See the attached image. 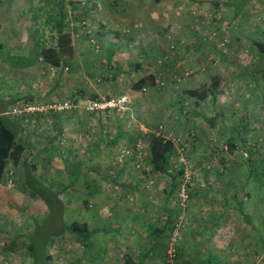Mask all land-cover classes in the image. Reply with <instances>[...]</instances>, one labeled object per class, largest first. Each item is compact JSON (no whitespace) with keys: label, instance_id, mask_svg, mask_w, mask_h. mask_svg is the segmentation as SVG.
Wrapping results in <instances>:
<instances>
[{"label":"rangeland","instance_id":"374dc122","mask_svg":"<svg viewBox=\"0 0 264 264\" xmlns=\"http://www.w3.org/2000/svg\"><path fill=\"white\" fill-rule=\"evenodd\" d=\"M214 1L198 5L184 0H0V19L8 18L9 26L3 36L17 35L15 42L21 41L32 57L37 50L31 28L36 10L22 14L25 27L17 31L10 29L12 21L5 12L54 8L57 18L63 5L75 30V62L80 66L77 72L63 73L64 91L66 84L71 90L64 98L60 94L23 101L13 109V95H20L23 85L29 91L37 73L29 69L33 61L11 57L8 43L0 50V113L22 112L27 164L41 162L36 163L37 179L31 184L24 183V166L9 165L3 178L0 264H125L128 254L144 264H198L205 258L223 264H264V57L253 46L264 40V9H255L264 8V0L248 2L244 8L251 12L226 31L210 26L213 34L202 44L212 29L200 18L215 8L210 4ZM81 7L102 8L104 23L101 16L87 15L78 24L74 17ZM140 8L147 11L145 17ZM156 8H167L166 25L158 21ZM175 8H195L190 12L195 19L180 18L182 9ZM109 9L118 11V17L109 15ZM38 14L41 24L48 13ZM230 16L227 12L217 18ZM46 36L48 46L56 42L55 30H47ZM181 36L184 45L178 46ZM186 46H196L198 52L178 65V52ZM23 67L28 70L21 71ZM53 68V76L49 69L46 72L55 79L59 69ZM223 73L217 97L195 106L186 91L208 88L212 76ZM150 74L156 84L134 91V82ZM122 96L129 101L122 109L93 115L85 110L88 99ZM66 99H75L77 106L64 117L56 116L65 112L27 111L32 105L41 108ZM55 117L59 123L69 119L72 147L64 153L57 147L63 142L52 141V152L34 153L58 131ZM243 123V142L232 152L228 142L238 138ZM118 133L123 136L117 144H107ZM150 134L175 141L177 155L170 170L174 180L153 172ZM138 144L143 146L140 153ZM238 203L252 224L245 222ZM74 222L95 232L91 247L85 248L65 229Z\"/></svg>","mask_w":264,"mask_h":264},{"label":"trees","instance_id":"16d2710c","mask_svg":"<svg viewBox=\"0 0 264 264\" xmlns=\"http://www.w3.org/2000/svg\"><path fill=\"white\" fill-rule=\"evenodd\" d=\"M159 2L160 0H155ZM188 2H194L195 4H204L205 2L202 0H186ZM250 0H222L212 2L211 4L215 8L221 7H232L234 8L233 19L229 20L225 23L227 28L233 26L234 20L237 19L241 13L242 8L249 2ZM60 12L58 17L56 18V14L51 17V21L49 22L50 26H53L52 30L56 32V42L52 46L39 44L38 45V57L42 58L47 64L55 67L66 69L69 72H77L80 69V66L76 64V51H75V43H74V34L75 30L71 27V22H67L68 16L63 13L62 8L64 6H60ZM85 7L76 8L78 10L77 16L74 17L76 21H79L81 24L83 18L86 16L84 12ZM241 8V10H240ZM80 10V11H79ZM50 20V18H49ZM82 25V24H81ZM1 28V26H0ZM253 46L257 51L261 54H264V43L259 41H254ZM5 49L3 43L0 42V50ZM24 59V58H23ZM29 60V59H28ZM34 62V61H33ZM28 65V64H27ZM220 77L213 78V88L204 86L202 89H192L187 90L186 95L191 99L195 100V106L201 105L203 102L207 101L208 98H216V88L219 86ZM156 84V77L152 74L142 76L133 84V90L137 92L146 91L148 86H152ZM7 111L0 113V189L3 184V178L6 175L8 170V165L12 164L15 169L18 167L24 166V183H32L37 179L35 175V171H37L36 164H27L24 159V154L26 151V146L22 140H20V134L22 130V120L12 113H6ZM93 115V114H92ZM215 121V120H214ZM214 121H212L214 123ZM245 123L242 124V128L238 130L237 136L232 137V140L228 142L230 150L233 152L238 149L241 142H243L241 136L243 133V128ZM123 136L118 133L114 139V142L111 143V146L116 145L118 139ZM239 137L241 139H239ZM148 146L150 151V163L152 166V170L154 173L158 175H165L168 177H173L170 172L172 166V159L177 155V146L175 141L171 139H166L161 135L150 134L148 137ZM181 172H183L181 170ZM264 174V172H263ZM237 210L242 214L243 219L246 223H251V217L246 215L242 210V203H238ZM68 233L74 235L79 241L82 242V245L85 248H89L92 245L91 238L94 235V231L89 230L87 225H82L77 222H74L71 225H67L65 228ZM49 260L50 258L47 256L46 258ZM144 261L136 262L129 254L125 255L124 263L125 264H144ZM198 264H223L217 258L209 259L205 258L200 260ZM225 264V263H224Z\"/></svg>","mask_w":264,"mask_h":264},{"label":"crops","instance_id":"0c3cea01","mask_svg":"<svg viewBox=\"0 0 264 264\" xmlns=\"http://www.w3.org/2000/svg\"><path fill=\"white\" fill-rule=\"evenodd\" d=\"M155 1V0H154ZM161 1V0H160ZM159 1V2H160ZM184 1H186V0H184ZM202 1H204L205 2V0H202ZM216 1H218V0H216ZM216 1H214V2H216ZM250 1H252V0H250ZM249 1V2H250ZM256 1H258V0H256ZM188 2V1H187ZM190 3H194V2H190ZM206 3V2H205ZM204 3V4H205ZM212 3V2H211ZM210 3V4H211ZM195 4V3H194ZM198 5H200V4H198ZM203 5V4H202ZM246 6V5H245ZM244 6V7H245ZM0 7H1V5H0ZM1 9L2 8H0V13H2L1 12ZM27 9H29V10H31V11H35L36 10V12H32L33 13V22L31 23L32 24V26H31V28L33 27V32H32V36L33 37H35V40H36V46H37V50H36V55L35 56H33L32 57V55L30 54L31 52H28L27 50H26V46L23 44H21V41H19V42H15V38L13 37V36H17V35H14V34H10V33H5L4 34V36H3V32H5V29H6V27H8L9 28V26L6 24V22H7V20H8V18H5V19H0V26H1V28H0V42L1 43H3L4 44V46L5 45H7V43H8V46H9V49L11 50V52H13L14 54L11 56L12 58H19V57H23L24 59H29V60H31V61H34L33 62V65L29 68L30 70L31 69H34L35 71H36V75L35 76H33V78L32 79H30V81H31V84H30V87L28 88L29 89V91L28 90H26V88H24V85L22 86L23 88L22 89H20V95H13V97H12V99H11V101H12V106L10 107V108H15V106H17L18 104H20L21 102H23V101H30V102H39L40 100H42V99H50V97H52V96H58V97H60V94H62V97L64 98L65 97V95L67 96V94H69L70 93V86H69V84L67 85L66 84V91H64V79H65V75L63 74V73H65V71H66V69H62V68H55L56 70L57 69H59L58 70V77L56 78L55 77V79H52V76H53V71L52 70H54V68L52 69V67L53 66H51V65H49V64H47L41 57L40 58H37L38 57V45L39 44H44V45H48V40H47V36H46V31L47 30H52L53 29V26H50L49 25V22L51 21V17H49V16H51L52 14H53V12L55 11V9L54 8H51V10H48V8H9V11L7 12H5V13H8L10 16H9V18H10V20L12 21V24H10L11 26H10V29L12 28V31H17L18 30V28L20 29V28H24L25 27V25L23 24V21H24V19H23V16H22V14L23 13H25L26 12V10ZM61 9V8H60ZM60 9L58 10V12H57V15L59 14V12H60ZM101 9L102 8H84V12H85V15L87 16V15H89V16H91V15H93L94 17H97V16H101L100 18H102V22L104 23V21H105V13H103V12H101ZM105 9H107V8H105ZM125 9V8H124ZM126 9H128L129 10V8H126ZM145 8H140V10H142L141 12H140V16L142 15L143 17H145V15H144V13L145 12H147V11H145L144 10ZM154 9V8H153ZM156 9H159L158 11H159V13H158V21L160 20L161 22H162V24L163 25H166L165 24V20L163 19V16L165 15V13H166V11H167V8H156ZM177 9H178V11H180V9H182L181 11L182 12H180L179 13V16H180V18L181 17H183V18H187L188 17V15H189V18H192V19H195V18H193V16H192V14H190V12H192V9L194 10L195 8H175V10L177 11ZM184 9V10H183ZM257 11L259 10V9H264V8H255ZM62 10H63V13H65L67 16H68V18H67V22H69L70 23V19H69V11H67V10H65V8H62ZM240 10H241V8H240ZM48 11H50V12H48ZM78 11V10H77ZM80 11V10H79ZM109 11H110V13H108L109 15H116L115 17L117 18L118 17V15L119 14H116L115 12H118V11H114V12H112L110 9H109ZM108 11V12H109ZM183 11H186V14H184L183 15ZM208 11H209V13H207V15L208 16H201V18L200 19H206V22L207 23H205V22H202L203 24H205V27H207L208 29L209 28H211V27H213L214 29H216L217 31H219V30H223V31H226L228 28L226 27V25H225V23H227L229 20H232L233 19V15H234V8H208ZM106 12V11H105ZM127 12H129V11H126V13ZM228 12V14L230 13L231 14V16L228 18V19H226V20H224V19H218L217 17H218V15H221V14H225V13H227ZM251 12V8H242V10H241V13H240V15H239V17L237 18V19H235L234 21V23H233V26L235 25V23L238 21V19L243 15H247V14H249ZM38 13H43V15L44 14H46V13H48V16H47V18H46V20H43L42 21V23L40 24L39 22V19L41 18V15L40 14H38ZM142 13V14H141ZM152 13V12H151ZM162 13V14H161ZM178 12H176V14H177ZM3 14V13H2ZM150 13L148 12L146 15H149ZM86 16L84 17V18H86ZM1 18V17H0ZM49 18H50V20H49ZM83 18V19H84ZM157 19V18H156ZM20 20V21H19ZM36 21V22H35ZM109 21H110V19H109ZM121 21V20H120ZM164 21V22H163ZM218 21H220V23L219 24H216V22H218ZM240 21V20H239ZM38 22V23H37ZM161 22L159 23V24H161ZM185 22H187L186 20H185ZM187 23H190V22H187ZM19 25H20V27H19ZM185 24L184 23H182V25L181 26H179L178 27V29L180 28V30H183V28L185 27L184 26ZM211 26V27H210ZM158 27V26H157ZM166 27V26H165ZM7 28V29H8ZM100 28H103V30H107V28H104V26H102V24H101V26H100ZM212 29V28H211ZM79 31V30H78ZM18 33V32H17ZM213 34V29H212V31L209 33L208 32V34H207V36H206V39L205 40H203V42H202V44H205V41ZM22 34V33H21ZM7 35H9V37H11V38H7L6 36ZM100 35H104V34H102V32H101V34ZM115 35H116V33H115ZM19 36V35H18ZM22 37H24L23 35L19 38V39H22ZM27 38V37H26ZM116 38H117V36H116ZM34 39V38H33ZM51 39H53V37L51 36ZM74 41H75V39H74ZM183 41V38H182V36L178 39V42H176V43H178L177 45L178 46H182V45H184V43L182 42ZM260 42V41H259ZM261 43H264V40H261ZM52 45H54V43H51V44H49V46H52ZM21 46H23V48L21 47ZM199 46V45H198ZM21 47V48H20ZM24 48H25V50H24ZM198 47H194V46H192V47H187L186 46V48H182V49H180V51L178 52V60H177V64L179 65L183 60H184V58L185 57H187L188 55H193V58H195V56L194 55H196L197 54V52H198ZM257 50V49H256ZM75 51H76V49H75ZM29 53V55H27ZM257 53L263 58L264 57V54H261V53H259L258 51H257ZM192 59V58H191ZM37 62V63H36ZM193 64V63H192ZM6 66V67H5ZM5 67V68H4ZM2 68L5 70V71H7L6 70V68H7V63H4V65L2 66ZM0 69H1V66H0ZM9 69H11V67H9ZM47 69H49L50 71H52V73L51 72H49V71H47L46 72V70ZM25 70H28V68L27 67H23V69L21 70V71H25ZM62 70V72H60ZM1 73V72H0ZM50 73H51V75L52 76H49L50 75ZM60 73H62V84H60V81H59V77H60ZM49 74V75H48ZM225 73H223V74H221V76H212V83H213V78H215V77H220V82H221V79L222 78H224L225 77V75H224ZM48 75V76H47ZM1 76V75H0ZM146 76V75H145ZM222 77V78H221ZM49 80L50 81V85H49V83H48V85L46 84V86L43 84V81L44 80ZM209 83H211V82H209ZM208 83V84H209ZM62 85V87H61V90L62 91H60L59 89H57V88H59V86H61ZM209 87H211V88H213V85L211 84ZM193 89H197V88H193ZM217 89H219V87H217L216 88V90ZM53 100V99H52ZM12 109V110H13ZM9 110L10 109H8V111L6 112L7 114L9 113ZM11 113L13 114V112L11 111ZM20 113H22L21 111H19V114ZM68 113H70V112H65V114L63 113H60V114H57V116L56 117H64V115H66V114H68ZM19 114H14V115H16L17 117H19L21 120H22V129H23V125H24V117H22V116H19ZM69 116V115H68ZM37 117V116H36ZM39 117V116H38ZM55 117V118H56ZM57 119V118H56ZM55 119V120H56ZM63 119V118H62ZM59 120L60 119H57L56 120V123H55V125H57V129H58V131L55 133V134H52L51 135V137L50 138H47L46 137V139L47 140H49V144L48 145H39L38 146V148H36V150H35V152H34V150H32L34 153H36V154H39L40 155V153H41V151L42 152H48V154L50 153V152H52V150H53V148H55V146L53 147V144H51V142L53 141V142H56V141H62L63 142V144H62V146H59V144L57 145V147H62V150H63V152L65 153V150H67V149H69V147L71 148L72 147V135H70V133H69V130H70V124H69V119L68 120H66L65 118L62 120V122H60L59 123ZM67 130V132L65 133V131ZM21 133H22V130H21ZM115 137L116 136H114V137H111L110 138V140H107L106 142H107V144H109L110 146H111V143H113L114 142V139H115ZM20 140H22V137H21V134H20ZM97 140V139H96ZM120 139H118V141H119ZM23 141V140H22ZM93 141H95L94 139H93ZM117 141V142H118ZM23 143L25 144V142L23 141ZM117 144V143H116ZM36 145V144H35ZM38 145V144H37ZM26 146V145H25ZM96 150V149H95ZM92 151H94V150H92V147H91V152ZM26 157H27V147H26V151H25V154H24V159H25V162L27 163V161H26ZM37 162H39V163H41L40 161H35V162H33V164H36ZM42 164H44V163H42ZM9 165H11V166H13L12 164H9ZM8 165V166H9ZM74 165H76L75 167H77L80 171L82 170H85V168L83 167V165H81L79 162H75V164ZM37 166V165H36ZM70 167V164L68 163V164H66V169H70L69 168ZM81 179L82 178H79V180L78 181H80L81 182ZM71 183V182H70ZM121 219L123 220L124 218H122L121 217ZM126 220V219H125ZM201 260V259H200ZM137 262V261H136ZM200 263V262H199Z\"/></svg>","mask_w":264,"mask_h":264},{"label":"built area","instance_id":"2783aa9c","mask_svg":"<svg viewBox=\"0 0 264 264\" xmlns=\"http://www.w3.org/2000/svg\"><path fill=\"white\" fill-rule=\"evenodd\" d=\"M85 25V23H83ZM128 97L122 96L117 99L110 100H97V99H88L85 103V110L89 114H103L110 110L122 109L128 103ZM77 106L75 99H66L60 103H53L48 106L39 107L37 105L29 106L27 111L32 113H45L46 111H54V112H71ZM139 153L143 149L141 144H138ZM175 256V255H174Z\"/></svg>","mask_w":264,"mask_h":264}]
</instances>
